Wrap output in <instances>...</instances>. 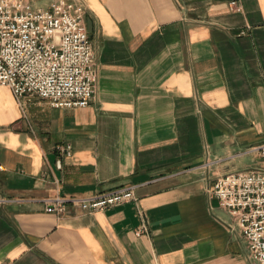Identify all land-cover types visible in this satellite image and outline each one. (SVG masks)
I'll list each match as a JSON object with an SVG mask.
<instances>
[{"label": "crops", "instance_id": "0c3cea01", "mask_svg": "<svg viewBox=\"0 0 264 264\" xmlns=\"http://www.w3.org/2000/svg\"><path fill=\"white\" fill-rule=\"evenodd\" d=\"M75 1L93 100L59 108L0 85V264H258L211 190L260 161L264 0ZM124 186L136 201L46 210Z\"/></svg>", "mask_w": 264, "mask_h": 264}, {"label": "built area", "instance_id": "2783aa9c", "mask_svg": "<svg viewBox=\"0 0 264 264\" xmlns=\"http://www.w3.org/2000/svg\"><path fill=\"white\" fill-rule=\"evenodd\" d=\"M230 5L239 9L235 1ZM0 85L8 86L18 101L30 95L53 107L88 105L96 72L84 6L75 0H58L50 8L36 6L34 0H0ZM252 150L259 164L219 175L211 193L235 220L249 259L264 264V143ZM64 153L70 154L69 146ZM46 201L47 211L61 213L66 204L97 211L136 201V196L134 186H124L86 198L54 196ZM146 230L142 221L138 231Z\"/></svg>", "mask_w": 264, "mask_h": 264}, {"label": "rangeland", "instance_id": "374dc122", "mask_svg": "<svg viewBox=\"0 0 264 264\" xmlns=\"http://www.w3.org/2000/svg\"><path fill=\"white\" fill-rule=\"evenodd\" d=\"M40 5H41V7H42V6H44V5H43V4H41V3H38V4L36 3V6H40Z\"/></svg>", "mask_w": 264, "mask_h": 264}]
</instances>
